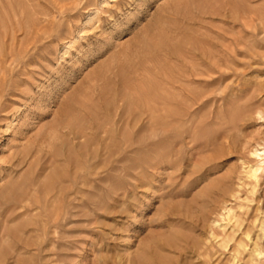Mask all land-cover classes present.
I'll return each instance as SVG.
<instances>
[{"label":"rangeland","instance_id":"1","mask_svg":"<svg viewBox=\"0 0 264 264\" xmlns=\"http://www.w3.org/2000/svg\"><path fill=\"white\" fill-rule=\"evenodd\" d=\"M254 243L264 0H0V264H264Z\"/></svg>","mask_w":264,"mask_h":264},{"label":"bare ground","instance_id":"2","mask_svg":"<svg viewBox=\"0 0 264 264\" xmlns=\"http://www.w3.org/2000/svg\"><path fill=\"white\" fill-rule=\"evenodd\" d=\"M158 48V47H157ZM167 53V52H166ZM2 73V72H1ZM196 74V73H195ZM164 75V74H163ZM177 82V81H176ZM184 85V84H183ZM172 92V91H171ZM174 110V109H173ZM165 112V111H164ZM155 113V112H154ZM158 117V116H157ZM177 117V116H176ZM160 118H161V116H160ZM222 209V208H221ZM210 220V219H209ZM222 227V226H221ZM257 229V228H256ZM239 230V229H238ZM212 236H213V234H212ZM218 236V235H217ZM246 236V235H245ZM247 236H249V235H247ZM217 238V237H216ZM224 239V238H223ZM249 239V238H248ZM217 241V240H216ZM229 243H230V240H227ZM232 241V240H231ZM239 241V240H238ZM171 242V241H170ZM222 242V243H221ZM221 242L220 241H218V243L220 244L221 243V247L219 246V244L217 243L216 245H218L222 250H224L225 248V250H227V247H228V244L226 245V241L225 242H223L222 240H221ZM224 243V244H223ZM241 243H243V242H241ZM257 243V242H256ZM256 243H254V244H256ZM172 244H173V242H172ZM222 245H224V246H222ZM258 245H259V243H258ZM261 245V244H260ZM233 246V245H232ZM252 246V245H251ZM211 247V246H210ZM210 247H208V248H210ZM223 247V248H222ZM230 247V246H229ZM228 247V248H229ZM237 247V246H236ZM245 248V247H247V246H245V245H243V244H240V246L238 245V248ZM260 247V246H259ZM258 246H257V244L255 245V248H254V253L256 254V258L258 259H260V257L259 256H262L263 254H264V249H261V248H264V247H261V248H259ZM208 248H206L205 247V249H204V247H203V249L205 250V252H204V250H201V253H203V254H201L199 251V253L200 254H198L200 257H202L201 258V263L202 264H209V262H211V259H214V255L215 254H219V252L217 251H214L213 249H211V250H213L214 251V254H212V258L210 257V252L209 251H207L206 252V249H208ZM215 248V247H214ZM234 248V247H233ZM238 248H235V250H238V252H239V254H240V252L242 251L241 249H238ZM215 250H216V248H215ZM234 250V251H235ZM241 250V251H240ZM244 250V249H243ZM245 251V250H244ZM212 252V251H211ZM238 252L237 251H235V253H236V257L235 258H237V256H238ZM213 253V252H212ZM235 256V255H234ZM240 256V255H239ZM258 256V257H257ZM203 257H205V259L203 258ZM207 257H210V261H209V258H207ZM215 257H216V255H215ZM219 258H220V256H219ZM218 258V259H219ZM249 258H250V255H249ZM239 259V258H238ZM202 260H203V262H202ZM146 262H144V263H140V262H138V264H156L155 262L157 261V260H155V259H153V258H150V257H147V259L145 260ZM155 261V262H154ZM253 262V261H252ZM135 264V263H134ZM211 264H214L213 262L211 263ZM246 264V263H245Z\"/></svg>","mask_w":264,"mask_h":264}]
</instances>
